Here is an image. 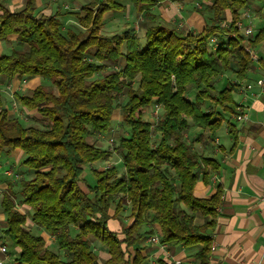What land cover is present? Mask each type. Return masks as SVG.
I'll return each instance as SVG.
<instances>
[{"label": "trees", "instance_id": "1", "mask_svg": "<svg viewBox=\"0 0 264 264\" xmlns=\"http://www.w3.org/2000/svg\"><path fill=\"white\" fill-rule=\"evenodd\" d=\"M166 1L183 0H89L74 14L83 32L65 35L60 15L40 14L37 0H25L22 10L14 12L0 0V40L17 39L11 54L0 56V79L41 77L52 85L18 96L47 128L24 127L8 110L0 111V157L20 149L26 154L22 164L32 173L20 183V206L28 213L17 207L13 184L1 200L3 238L19 249L15 264H148L142 243L155 235L163 245L197 249L195 262L209 264V231L215 228L224 191L219 186L209 198L195 195L199 180L208 183L219 163L198 154L187 138L200 128L195 142L206 144L224 123L233 127L225 114L236 115L234 95L253 64L246 50L264 33L247 38L237 27L250 0H205L213 17L200 33L158 24L147 28L144 44L129 32L103 35L107 13H125L131 4L139 17L155 24L162 20L153 11ZM231 70L236 81L216 92V82ZM125 92L127 101L118 105ZM153 104L163 111L155 126L143 115ZM118 108L130 129V136L119 142L125 172L119 176L116 167L94 169L89 184L87 168L110 156L89 138L111 131ZM126 205L131 222L123 224ZM197 217L206 222L197 225ZM29 219L55 240L57 251L27 229ZM113 220L122 224L119 231L111 228ZM95 241L108 249L107 260L100 261ZM157 264L169 263L158 259Z\"/></svg>", "mask_w": 264, "mask_h": 264}, {"label": "crops", "instance_id": "2", "mask_svg": "<svg viewBox=\"0 0 264 264\" xmlns=\"http://www.w3.org/2000/svg\"><path fill=\"white\" fill-rule=\"evenodd\" d=\"M58 1L65 2L66 0H37V11L46 16L56 14L61 16L62 11L60 7L58 8ZM88 2L89 0H73L71 7L80 9L82 5L85 6ZM191 2L192 0H183L180 3L166 1L156 7L153 12L162 20L170 22L177 14L181 15V8L185 4L187 5ZM24 3L25 0H6L5 6L11 12H14L22 10ZM131 10L133 14H136L135 9L131 8L130 5L127 6L125 13H131ZM247 10L249 11L250 21L253 23L254 30L256 31L255 36L264 33V5L261 0H250L248 7L242 14L248 12ZM75 12L78 13V11ZM110 14L107 13L105 15L103 30L106 25L105 21L112 18L115 19L118 16ZM226 16L229 21L230 13L227 12ZM178 18L181 19L179 16ZM254 18H259L260 20L256 24V27ZM184 20L186 25L181 32L188 33L191 29L198 27L199 17L195 13ZM204 28L202 27L197 33L203 31ZM15 38L10 37L7 41L0 40V56L11 54L13 50L12 48H8V45L16 42L17 39ZM253 50L256 52L258 60L253 62L247 79L241 83L242 85L247 83L255 84L256 81L264 78V66L262 65L264 63V38L257 45L253 46ZM31 80L37 81L34 78ZM6 83H8L6 80L0 79V85L4 86ZM25 83H27L25 79H14L9 82V88H12V92H16ZM34 89L29 91L27 95H30ZM234 98L238 106L235 111L236 115L229 116L225 114V118L231 120L233 127L229 129L227 124L224 123L206 144H195L194 148L198 154L215 159L219 163V170L211 173L208 183H205L204 180H199L195 189V195L199 198H209L216 194L219 186L224 191L223 202L218 211L215 228L209 231L212 243L215 245V250L212 251V255L208 261L209 264H264V95L260 93L258 87H255L254 90H249L245 93L238 91L234 95ZM1 110L3 109L0 107ZM242 112L248 114V121H237L236 116ZM9 114L11 116L10 111ZM194 132L197 134L202 131L200 128H195L192 134ZM209 136L210 134L206 133V137ZM234 136L237 137V145L235 147ZM13 158L16 160L15 165L12 164ZM25 159L26 154L22 150L20 151V149L7 152L0 157L1 231L6 228V216L1 208V200L3 193L15 180L9 168L19 167ZM88 178L89 173L87 169L85 180ZM93 182L94 178L92 177V181L89 184ZM13 188L15 191V187ZM19 209L23 213H28V210L24 207H20ZM29 222H31L30 219L28 220V224ZM115 222L117 221H111L110 226L114 231H119L120 227L113 228ZM205 222L206 220L202 217H197L195 220L197 225H203ZM149 228L150 226L146 227L144 231ZM155 229L157 231V227ZM3 237V234L0 235V242L7 244L10 249V256L18 255V247L14 246L7 237ZM142 245L145 247V250H143L144 255L148 256V264L157 263L158 259L166 260V253L171 257L166 262L181 260L184 264H197L194 259L197 249L179 248V246L169 244L164 251L157 244H148L146 240ZM102 250L106 255L104 260H107L109 258L108 249L103 246ZM12 252L14 255H12Z\"/></svg>", "mask_w": 264, "mask_h": 264}, {"label": "rangeland", "instance_id": "3", "mask_svg": "<svg viewBox=\"0 0 264 264\" xmlns=\"http://www.w3.org/2000/svg\"><path fill=\"white\" fill-rule=\"evenodd\" d=\"M57 1V0H56ZM73 0H66L65 2L58 1V8L60 7L62 11L61 21H62V32L63 34H67L69 30H73L75 32H83V29L79 26L77 23V18L75 17V11L82 12V7L80 9H74L71 7V3ZM54 2V1H53ZM6 3V0H5ZM133 7L131 4H128ZM186 6V7H185ZM134 8V7H133ZM181 15H178L172 19V21L167 22L162 19L161 22H157L155 24H151L150 22L143 20L142 17H139L135 11L136 14H133V11L131 10V13H124L121 15V13H111L110 15H118L115 17V19H109L106 22L105 29L102 31L103 35H121L125 32H129L130 34H133L140 38L141 43H145V34L146 30L150 26H155L158 24H162L165 26H168L170 28L177 29L179 31H183V27H185L186 18H189L191 14L195 13L199 17V24L198 27H195V29H191L190 32L197 33L202 27H206L207 25L212 23V12L209 10L208 3L205 0H192L190 4H185L182 8ZM199 11H202L200 13ZM248 11V10H247ZM249 12V11H248ZM121 16H120V15ZM109 15V14H108ZM181 17V19L178 18ZM259 18H254V24L256 27V24L259 23ZM225 23H228L225 22ZM181 25H183L181 27ZM15 43L8 45V48H12V50L15 48ZM113 69V66H110L107 71H110ZM34 79H37V81H32L31 79L25 80L27 83L23 84L16 90V92H12V88H9V83H6V85H0V107L2 109H6L11 112L12 118H17L21 121L22 125L24 127H40V128H47L48 123L41 119V116L36 111H30L28 109H25L20 101L18 100V96L27 95L29 91L34 89L35 87L39 85H45L47 87H51V83L48 80H44L41 77H35ZM236 81V71L231 70L227 71V73L222 76L217 82H216V92L224 88L226 85H228L229 82H235ZM190 95H194V91L192 90ZM127 101V93H123L118 101V105H124ZM211 104L206 105V108H210ZM157 106L156 104H153L147 108L144 109L143 115L145 120L151 122L154 126L156 125L158 119L162 116V109ZM121 110L118 108L115 111L114 118L112 121V129L108 134H102V135H95L91 138H89V142L96 145L97 147L104 149L110 153V156L106 160H101L96 162L95 164L89 166L88 173L89 178L86 179L88 183L92 181V170H105L110 167H116L119 172V176H123L125 170H124V163H123V151L119 149V142L121 138H126L130 136V129L124 124L123 118L121 116ZM198 133L195 132L189 135L187 138V142L192 144V146L195 147V139L197 137ZM159 140V135H154V141L157 143ZM199 145V144H198ZM21 151V150H20ZM5 153L2 154V156ZM1 156V157H2ZM12 164H16L15 158L12 159ZM12 165V166H13ZM12 173V177L15 179L13 182V187H15V193L16 198L15 201L17 203V206L20 208V183L22 180L30 179L32 177V173L27 170L21 164L19 167H10L9 168ZM121 221L123 224L130 222V208L129 205L125 206V210L121 213ZM117 221V220H115ZM119 224H118V223ZM115 222L113 228H119L121 227V223L119 221ZM27 229L30 230L32 233L36 235H41L46 238L47 244L49 248L53 251H57V247L55 244V240L49 236L47 233L43 232L42 230H38L36 227L33 226V223L29 222L27 224ZM76 229H72V235H75ZM3 234V231L0 230V235ZM94 250L97 253V255L100 258V261H104V257L106 256L104 254V251L102 250L103 245L99 243L98 241H95L93 243ZM12 255L13 252H12ZM63 255V254H62ZM65 258V256L63 257Z\"/></svg>", "mask_w": 264, "mask_h": 264}, {"label": "built area", "instance_id": "4", "mask_svg": "<svg viewBox=\"0 0 264 264\" xmlns=\"http://www.w3.org/2000/svg\"><path fill=\"white\" fill-rule=\"evenodd\" d=\"M237 27L245 37L253 38L255 36L256 31L254 30L255 28H254L253 23L250 21L249 12H244L243 14H241L240 20L237 23ZM211 43H212V45L214 43H216V39L215 38L211 39ZM246 51L249 53L253 62L258 60V57H256L257 54L252 48L248 47ZM255 87H258L260 93L262 95H264V78L259 79L258 81H256L255 84L254 83H247L245 85L241 84L239 91L242 93L243 92L245 93L246 91L254 90ZM158 109H159V107H158ZM236 119H237V121H242V122L248 121L249 116L247 113L242 112L241 114H238L236 116ZM146 242L148 244H152V245L157 244L160 247V249H162L164 251L167 248V245H163L160 243V238L158 235L149 237L148 239H146ZM214 247H215V245L212 243V247H210L212 251L215 250ZM10 255H11L10 249L7 246V244L4 242L3 243L0 242V264H15L14 256L12 257ZM169 258H171L170 255H168L166 253V260L165 261H167V259H169ZM167 263H169V264H184L183 261H181V260H172L171 262H167ZM150 264H157V263L155 262V263H150Z\"/></svg>", "mask_w": 264, "mask_h": 264}]
</instances>
